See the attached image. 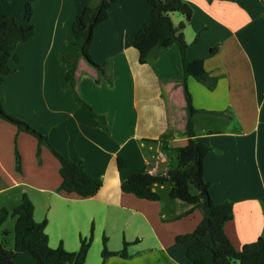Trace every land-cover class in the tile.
<instances>
[{"label":"crops","instance_id":"obj_1","mask_svg":"<svg viewBox=\"0 0 264 264\" xmlns=\"http://www.w3.org/2000/svg\"><path fill=\"white\" fill-rule=\"evenodd\" d=\"M90 1L34 0L35 32L18 44V61H12L14 72L0 81V98L9 114L46 135L55 150L81 162L103 186L89 198L65 195L59 190L60 163L51 149L0 119V207L12 210L26 194L35 205V220H47L53 248L63 244L68 251H78L81 238L93 230L85 264H193L187 255L192 241L178 242L177 237L193 232L203 211L178 217L189 206L170 197V183L154 185L161 195L157 202L121 189L131 174H166L177 165L174 149L188 142L179 46L160 48L148 63H140L134 41L148 19L149 4L117 0L109 19L96 28L91 46L93 60L103 69L79 56L74 72L75 90L94 116L69 89L71 64L65 60L78 53L72 26ZM186 1L193 8L184 29L187 59L203 58L206 71L218 79L210 89L187 78L199 110L194 117L196 138L213 147L205 161V178L216 203H233V219L225 231L241 250L264 235V0ZM25 2L2 0L18 19L24 18ZM171 19L178 26L185 16L172 13ZM213 48L219 50L211 55ZM157 152L167 161L154 158ZM118 157L126 161L123 170ZM104 238L113 252L128 242L129 256L105 258ZM203 239L211 241L210 236ZM31 256L23 252L15 263L39 264Z\"/></svg>","mask_w":264,"mask_h":264},{"label":"trees","instance_id":"obj_2","mask_svg":"<svg viewBox=\"0 0 264 264\" xmlns=\"http://www.w3.org/2000/svg\"><path fill=\"white\" fill-rule=\"evenodd\" d=\"M116 1L91 0L89 2L76 17L72 26L73 44L78 46V53L65 57V60L71 64L66 75L68 87L80 104L94 116L97 114L75 90L74 72L79 56H83L87 62L100 70L103 69L102 64L93 60L91 46L96 28L109 19V9ZM146 1L150 7L149 16L136 34L134 46L139 52V61L142 64L148 63L152 55L160 48L173 44L179 46L183 59L185 74L183 85L189 116L186 129L188 142L184 147L174 149L177 165L170 168L166 174L134 173L122 182L121 189L140 199L157 202L161 200V195L154 190V185L170 183L172 186L170 197L183 201L189 206V209L178 217L190 214L195 209L203 211V220L196 229L177 237L178 242L192 241L188 246L187 255L193 264H235L236 262L264 264V235L244 245L241 250H237L225 231L226 224L233 219L234 205L231 201L216 203L211 195V185L205 178V161L213 151V147L196 138L194 117L199 110L194 107L187 78L192 76L210 89L217 86L218 79L206 71L203 58L192 61L187 59L189 44L185 40L184 29L193 16V8L186 0ZM33 3L34 0H26L24 18L18 19L5 10L0 0V81L4 79V76L14 72L11 63L18 61L16 54L18 44L28 41L35 32ZM175 12L185 16V20L178 26L174 25L171 19V14ZM218 50L219 48H213L210 54L213 55ZM0 119L15 125L19 131L34 136L40 146L46 145L51 149L60 163L59 190L65 195L89 198L100 191L103 186L101 179L87 172L81 162L71 161L55 150L49 143L48 137L28 122L9 114L1 98ZM100 120H102L101 117ZM40 149L41 147L39 152ZM117 163L119 170L126 167V161L122 157L117 158ZM20 164L17 153L18 170H20ZM34 212L35 205L26 194L23 195L20 204L12 210L0 207V264H16V256L23 252L30 253L39 264H85L93 243V230L89 237L81 238L78 251H68L63 244L53 248L49 244V236L46 232L47 220L36 221ZM9 218L15 220L12 242L9 239L11 231L3 229L4 223ZM205 236H210V243L203 239ZM11 243L12 246H10ZM128 246L129 243L124 242L121 251L113 252L108 249L107 239L104 238L103 255L105 258L115 255L126 258L129 256Z\"/></svg>","mask_w":264,"mask_h":264},{"label":"rangeland","instance_id":"obj_3","mask_svg":"<svg viewBox=\"0 0 264 264\" xmlns=\"http://www.w3.org/2000/svg\"><path fill=\"white\" fill-rule=\"evenodd\" d=\"M175 13H179V12H175ZM174 158V162H175V160H176V158L175 157H173ZM14 224H15V220L13 219V218H9L5 223H4V225H3V229H8V230H10L11 231V234L9 235V239H10V241L12 242L13 241V229H14ZM112 240L116 243V240H114L113 238H112ZM99 242H101L102 243V238H100L99 239ZM93 244V243H92ZM118 244H121V241L120 240H118ZM13 244L11 243V245L10 246H12ZM120 246V245H119ZM98 247H100V245L98 244ZM103 249H104V243H103ZM29 255V254H28ZM104 256V255H103ZM32 257V256H31ZM87 263V262H86ZM235 264H239V262H236Z\"/></svg>","mask_w":264,"mask_h":264},{"label":"built area","instance_id":"obj_4","mask_svg":"<svg viewBox=\"0 0 264 264\" xmlns=\"http://www.w3.org/2000/svg\"><path fill=\"white\" fill-rule=\"evenodd\" d=\"M154 158L158 159L160 162H166L167 157L162 152H157L153 155Z\"/></svg>","mask_w":264,"mask_h":264}]
</instances>
